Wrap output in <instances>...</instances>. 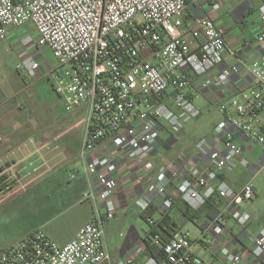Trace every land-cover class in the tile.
Wrapping results in <instances>:
<instances>
[{"label": "built area", "instance_id": "obj_1", "mask_svg": "<svg viewBox=\"0 0 264 264\" xmlns=\"http://www.w3.org/2000/svg\"><path fill=\"white\" fill-rule=\"evenodd\" d=\"M192 1L0 0V41L28 23L35 29V35L28 33L20 39L16 69L32 82L48 78L67 111L88 104L84 152L106 142L138 160L150 151L164 126H181L201 114L191 90L195 77L200 78V89H208L224 86L233 74H242L244 81L235 94L218 106L224 118L214 126L213 136L196 143L197 150L206 154L204 166L169 170L164 164H141L145 177H150L148 191L163 195L160 219H148L152 226L174 206V198L167 195L168 183L175 184L178 198L195 210L216 196L235 204L253 200L256 189L251 181L235 190L220 174L236 159L250 166L249 158L243 156L249 143L264 154V61L242 59L221 67L228 55L226 29L209 15L186 25V8ZM211 8L218 11L221 1L211 0ZM255 39L264 46V30ZM44 50L51 51L56 62L48 61ZM229 54L237 56L238 50ZM216 140L222 149L213 147ZM114 170L108 156L91 157L85 166L96 177L85 196L100 200L104 213L97 212L65 244L36 229L1 247L0 264L109 261L105 223L119 213ZM231 216L242 226L251 220L250 213L240 208ZM213 230L220 234L222 223ZM252 240L253 264H264V229ZM196 241L211 246L208 240ZM193 243L187 232L177 230L165 245V258L159 261L148 256L143 264H216L196 255ZM144 250L139 246L135 253ZM221 254L223 264H244L242 255L229 247H223ZM132 260L127 256L117 264Z\"/></svg>", "mask_w": 264, "mask_h": 264}, {"label": "crops", "instance_id": "obj_2", "mask_svg": "<svg viewBox=\"0 0 264 264\" xmlns=\"http://www.w3.org/2000/svg\"><path fill=\"white\" fill-rule=\"evenodd\" d=\"M220 1L221 8L218 11L212 10L211 0L192 1L186 8L185 24H191L197 17L209 15L226 29L228 55L221 67L242 59H248L249 62L264 61V46H260L255 39L264 30V19L261 17L264 0ZM32 30L35 35V29ZM28 33L26 25L4 40L6 50L12 53L11 64L15 70H9L10 73L5 71L9 67L0 59V248L36 229L43 230L60 244H65L97 212L104 213L100 200L94 201L85 196L96 180L95 176L85 171V166L91 157L108 156L116 166L113 175L118 179L115 200L119 213L114 220L105 223L110 260L102 264H117L127 256L133 258L130 264H143L148 257L145 250L139 254L135 251L139 246L145 247V238L157 228L150 226L148 219H160L163 195L148 191L150 177H145L141 164L150 161L154 165L164 164L169 170L190 165L204 166L206 154L197 150L196 143L202 137L213 136V130L208 135L194 136L195 127L189 131L191 126H186L188 121L181 126H164L152 142L150 151L140 159L132 160L127 150L106 142H99L92 150L84 152L88 104L74 110L77 120L73 122V117L57 121L16 118L12 101L24 93L26 86L28 88L32 83L49 81L48 78H39L34 82L28 78L27 81L24 74L16 69L20 39ZM231 50H238V55L229 54ZM243 81L242 74H233L230 82L224 86L200 89V78H194L191 90L195 102L202 99L203 106L209 112L216 111L221 116L213 125L224 118L218 109L219 104L231 98ZM58 101L52 105H58L61 102L60 99ZM212 145L214 148H223L217 140ZM243 156L249 158L250 166H243L236 159L220 177L235 190H240L246 182L251 181L256 196L240 204L214 197L212 206L218 214L213 219L207 214L195 221L186 219L179 208L175 184L167 185V195L174 198V206L169 212L171 218L180 224L178 230L189 234L194 241L193 252L201 256L205 263L223 264L225 258L221 249L229 247L242 255L244 264H253L252 239L264 229V189L255 182L256 175L264 165V154L258 146L249 143ZM21 197H25V200H21ZM237 208L250 213L251 220L246 226L231 216ZM190 222L200 227L199 234L192 235L188 227ZM221 223L222 232L217 234L213 228ZM198 239L210 241L211 246L197 243Z\"/></svg>", "mask_w": 264, "mask_h": 264}, {"label": "rangeland", "instance_id": "obj_3", "mask_svg": "<svg viewBox=\"0 0 264 264\" xmlns=\"http://www.w3.org/2000/svg\"><path fill=\"white\" fill-rule=\"evenodd\" d=\"M33 28V24H27V29L30 34L33 33ZM43 54L51 63L56 62V58L51 51L44 50ZM11 58L12 53L6 50L4 41L0 42V59L8 65L9 68L5 69L8 73H10L9 70H15L11 64ZM22 73L27 81H29L25 72L23 71ZM58 99L59 97L51 87L49 81H42L35 84L32 83L31 87L28 88L26 86L24 93L21 96L19 95L16 100H13L11 104L15 107V112L17 113L15 117L18 119L40 121L54 119L57 121V119L68 120L73 117L72 122L76 121V113H74V111H67L63 104H60L61 102L58 105H52V103H54V101L57 102ZM196 104L201 107L200 109H202V113L198 117L188 121L186 126H191L189 131L192 127H195L192 133L194 136L208 135L212 132L215 126L213 124L219 119L220 114L216 111L209 112L207 107L203 106L204 103L202 99H197ZM256 176V184L264 189V165L261 166L260 172ZM20 199L25 200V197H21ZM14 220L15 217H13V221ZM188 227L191 229L193 236L200 233V227L195 222H190Z\"/></svg>", "mask_w": 264, "mask_h": 264}, {"label": "trees", "instance_id": "obj_4", "mask_svg": "<svg viewBox=\"0 0 264 264\" xmlns=\"http://www.w3.org/2000/svg\"><path fill=\"white\" fill-rule=\"evenodd\" d=\"M179 202V208L188 220L195 221L203 214H207L211 219H213L218 214L217 210L212 206L213 199L208 200L204 206L197 210L189 207L188 204L183 200L179 199ZM156 226L157 228L154 229L151 232V235H149L144 240L145 253L147 256L154 257L157 260L161 261L165 258L166 255L165 245L169 242L173 233L181 228V226L171 218L170 213H168Z\"/></svg>", "mask_w": 264, "mask_h": 264}]
</instances>
